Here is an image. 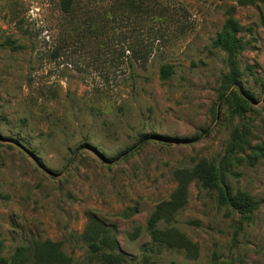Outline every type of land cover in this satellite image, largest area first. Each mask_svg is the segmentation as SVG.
<instances>
[{"label":"rangeland","instance_id":"rangeland-1","mask_svg":"<svg viewBox=\"0 0 264 264\" xmlns=\"http://www.w3.org/2000/svg\"><path fill=\"white\" fill-rule=\"evenodd\" d=\"M63 1L0 0V257L51 240L72 264H104L84 238L97 216L124 264H264V1ZM228 14L246 43L243 118L212 46ZM243 124L247 145L229 155ZM202 159L261 206L248 223L192 181L157 224L196 244L191 256L154 240L148 221L177 171Z\"/></svg>","mask_w":264,"mask_h":264},{"label":"trees","instance_id":"trees-1","mask_svg":"<svg viewBox=\"0 0 264 264\" xmlns=\"http://www.w3.org/2000/svg\"><path fill=\"white\" fill-rule=\"evenodd\" d=\"M73 0H64L63 7L70 10ZM264 0H238L240 4H254ZM240 22L228 14L222 29L216 39L212 42L213 48L220 49L226 53L229 72L223 77L221 91L234 100L235 110L241 118L248 109V101L245 97L251 94L242 89L243 70L241 68L240 54L244 51L246 43L240 35ZM18 47V46H14ZM174 74V67L171 64H163L160 69V77L168 79ZM264 87V83H263ZM247 145L246 125L237 126L231 135V143L228 147V154L232 155L237 151H243ZM178 185L169 202L160 205L148 221V229L154 240L185 249L189 255L197 253V246L187 238L178 228L174 226L157 227L162 219H172L173 213L180 209L186 201L187 190L194 180L200 182L201 187L217 190V201L220 205L228 206L236 211L241 220L252 222L255 213L260 209L261 202L246 190H235L229 184H225L224 176L219 167L207 159L198 161L190 169H180L176 173ZM84 238L92 253L101 256L104 264H124L122 253L118 250L120 245L113 232L106 227L105 223L97 216H92ZM3 249V242L0 240V252ZM0 261L8 264H72V258L64 254L61 245L51 240H38L32 247H19L10 258L0 257ZM152 264V263H148Z\"/></svg>","mask_w":264,"mask_h":264}]
</instances>
